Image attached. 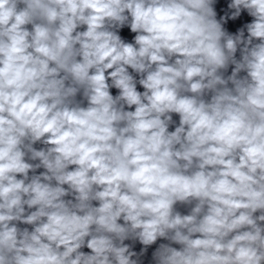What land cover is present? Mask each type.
<instances>
[{
	"label": "clouds",
	"instance_id": "9594fccd",
	"mask_svg": "<svg viewBox=\"0 0 264 264\" xmlns=\"http://www.w3.org/2000/svg\"><path fill=\"white\" fill-rule=\"evenodd\" d=\"M0 264H264V0H0Z\"/></svg>",
	"mask_w": 264,
	"mask_h": 264
}]
</instances>
